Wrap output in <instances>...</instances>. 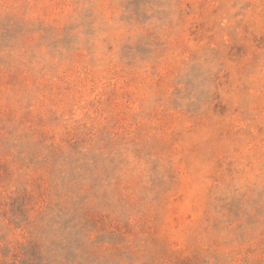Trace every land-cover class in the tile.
<instances>
[{
	"label": "rangeland",
	"instance_id": "374dc122",
	"mask_svg": "<svg viewBox=\"0 0 264 264\" xmlns=\"http://www.w3.org/2000/svg\"><path fill=\"white\" fill-rule=\"evenodd\" d=\"M0 264H264V0H0Z\"/></svg>",
	"mask_w": 264,
	"mask_h": 264
}]
</instances>
